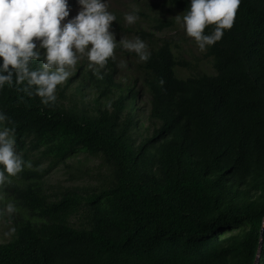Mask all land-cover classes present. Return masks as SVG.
Returning a JSON list of instances; mask_svg holds the SVG:
<instances>
[{"label": "trees", "instance_id": "obj_1", "mask_svg": "<svg viewBox=\"0 0 264 264\" xmlns=\"http://www.w3.org/2000/svg\"><path fill=\"white\" fill-rule=\"evenodd\" d=\"M123 1L138 18L126 24L108 4L116 60L99 69L102 78L81 58L49 106L0 89L4 126L31 163L0 185L10 228L0 264H255L261 240L264 264V0H240L232 27L204 50L210 71L176 37L156 35L176 24L162 12L183 16L188 0H133L139 12ZM130 33L146 41V62L119 45ZM122 69L135 74L125 85ZM141 91L154 129L138 138ZM79 153L107 166L102 186L51 194L49 173ZM9 201L13 213L4 211Z\"/></svg>", "mask_w": 264, "mask_h": 264}, {"label": "clouds", "instance_id": "obj_2", "mask_svg": "<svg viewBox=\"0 0 264 264\" xmlns=\"http://www.w3.org/2000/svg\"><path fill=\"white\" fill-rule=\"evenodd\" d=\"M239 4L240 0H188L187 10L183 16L175 15V21L204 51L232 27ZM75 5L77 11L70 15L69 0H0V89L15 87L18 92L40 97V102L49 106L57 100V86L63 85L81 58H86L87 67L102 78L99 69L109 58L116 60L117 38L111 30L116 16L108 10V0H75ZM137 18L135 11L123 14L126 24ZM206 26H211L210 32H205ZM119 45L134 52L140 62L150 58L140 37H120ZM35 60L40 61L38 67L31 65ZM8 120L0 110V185L23 167H31L16 149L15 128L4 126ZM15 210L11 201L4 206L8 213ZM260 223L264 226V220Z\"/></svg>", "mask_w": 264, "mask_h": 264}, {"label": "rangeland", "instance_id": "obj_3", "mask_svg": "<svg viewBox=\"0 0 264 264\" xmlns=\"http://www.w3.org/2000/svg\"><path fill=\"white\" fill-rule=\"evenodd\" d=\"M152 3H160V0H149ZM70 4L72 5V11L70 12V15L75 14L77 11V6L75 5V0H69ZM122 2V0H108V4L110 7H115L123 12H128L130 8H126L124 5H120L119 3ZM125 2V0L123 1ZM132 5L130 7L136 8L138 12L140 11L139 6L136 4L135 1H131ZM147 8L144 7L143 11L146 12ZM177 12H162V16H167L168 18L175 20V15H177ZM175 27L173 29H165L162 32H156L157 36H168L170 38L176 37L177 41L179 42V45L181 46L183 54L193 61H195V57L198 59V64L200 65V68H206L210 71L209 61L208 58L204 56V51H200L198 47L195 44V41L193 38L187 36L183 30V27L181 24H178L175 21ZM142 24H146V28L148 27V24L144 21H142ZM137 36L135 34H124L123 38L125 39H134ZM144 41V40H143ZM146 43V41H144ZM127 51V50H125ZM123 62L126 61L124 56L122 57ZM125 69H122L120 71V74L118 75L119 80L125 85L128 84L130 81V76L135 77V74L132 73L130 69H127L128 74H124ZM71 72V70H70ZM188 71H185V74ZM74 74L71 72V75L69 77H72ZM80 78L77 77L74 82H72L69 86V89H74L76 85L79 84ZM63 84H66L65 82ZM68 89V91H69ZM137 89H139V84L137 85ZM85 92V100L91 101V98L93 97V92L90 90V88L86 87L84 89ZM137 107L136 113L139 115L138 122L139 127L138 129V138L141 137L142 132L150 133L154 129V124L148 119L147 115V109H148V97L147 94L141 91L138 92L136 95V100L134 103ZM135 113V114H136ZM136 129V128H135ZM47 165V164H46ZM45 165V166H46ZM107 172V166L103 165L101 162V159L97 156H91L85 153H79L77 156H73L71 159L67 160L66 164H61L58 167L54 168L49 175L47 176V184L49 186V190L51 194L58 193L60 189L64 187H71V186H78L80 188H92V187H101L103 184L105 173ZM4 220L0 219V242L8 240L10 237V233L8 231L10 230ZM7 230V231H6Z\"/></svg>", "mask_w": 264, "mask_h": 264}, {"label": "water", "instance_id": "obj_4", "mask_svg": "<svg viewBox=\"0 0 264 264\" xmlns=\"http://www.w3.org/2000/svg\"><path fill=\"white\" fill-rule=\"evenodd\" d=\"M262 242V240H261ZM261 242H260V246H259V249H258V254H257V258L255 260V264H258V260H259V256H260V249H261Z\"/></svg>", "mask_w": 264, "mask_h": 264}]
</instances>
